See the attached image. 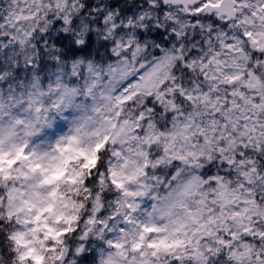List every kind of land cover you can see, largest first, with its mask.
Instances as JSON below:
<instances>
[{"label":"clouds","instance_id":"1","mask_svg":"<svg viewBox=\"0 0 264 264\" xmlns=\"http://www.w3.org/2000/svg\"><path fill=\"white\" fill-rule=\"evenodd\" d=\"M0 264H264V0H0Z\"/></svg>","mask_w":264,"mask_h":264}]
</instances>
